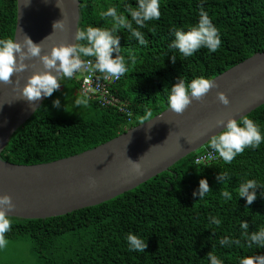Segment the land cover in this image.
<instances>
[{
  "label": "trees",
  "instance_id": "trees-1",
  "mask_svg": "<svg viewBox=\"0 0 264 264\" xmlns=\"http://www.w3.org/2000/svg\"><path fill=\"white\" fill-rule=\"evenodd\" d=\"M79 1V30L88 26L110 30L112 18L103 17L102 12L115 7L118 15L131 21L127 9L138 6V0ZM159 4L158 20L146 21L143 28L132 21L143 33L145 45L127 29L113 33L120 40L113 58L122 55L128 69L113 92L129 104L132 123L118 110L102 108L81 95L75 80L63 78L60 80L71 84L73 108L81 113L53 114L54 92L12 136L1 159L31 166L95 149L141 125L146 110L153 119L169 109L168 93L179 79L186 84L198 77L212 80L264 52V0H159ZM201 5L222 42L215 53L201 48L185 57L170 44L175 30L187 32L198 24ZM16 20L17 0H0V39H14ZM133 56L135 63L130 59ZM78 98H86L88 105L77 106ZM247 117L264 137V105ZM205 150H212L210 144L136 189L98 206L46 220L9 218L11 230L5 239L29 241L40 264H211L209 252L222 264H240L244 257L264 255V247L255 243L249 247L241 227L242 222L248 223V235L264 228V141L257 148H245L231 163L219 157L207 166L195 164L196 156ZM221 172L227 173L225 181L217 180ZM201 179H207L211 189L202 199L193 195ZM247 180L261 186L251 205L239 196L240 184ZM222 191H228L231 198L224 197ZM129 233L147 243L144 252L130 250ZM224 237L229 238V245L220 244Z\"/></svg>",
  "mask_w": 264,
  "mask_h": 264
},
{
  "label": "water",
  "instance_id": "water-1",
  "mask_svg": "<svg viewBox=\"0 0 264 264\" xmlns=\"http://www.w3.org/2000/svg\"><path fill=\"white\" fill-rule=\"evenodd\" d=\"M79 0H17L14 41L25 35L42 44V55L54 45L74 44L80 24ZM64 29H54L57 21ZM13 85L0 83V195H11L15 208L8 218L46 220L95 207L136 189L209 144L223 131L217 121L248 116L264 105V52L212 79L213 88L203 102L193 101L182 115L167 109L95 149L47 164L20 166L1 159L12 136L48 99L30 104L22 98L28 77L44 71L39 58L26 60ZM20 79V91L15 80ZM225 92L230 104L217 100ZM151 137L150 139L148 137ZM129 159L140 162L143 175L132 170ZM95 181L93 186L92 181Z\"/></svg>",
  "mask_w": 264,
  "mask_h": 264
},
{
  "label": "clouds",
  "instance_id": "clouds-1",
  "mask_svg": "<svg viewBox=\"0 0 264 264\" xmlns=\"http://www.w3.org/2000/svg\"><path fill=\"white\" fill-rule=\"evenodd\" d=\"M127 11L131 16V21L125 16L118 15L115 7H109L101 15L112 18L113 27L110 30L93 26H88L86 30L78 29L76 41H86V44L61 43L54 45L50 53L43 55L42 44L34 43L27 35H25L23 42H19L17 39L14 41L11 38L0 39V83L13 85V76L26 71L29 65L25 61L32 58H39L45 70L28 77V81L22 89V98L30 104L44 97H51L55 91L59 90L61 86L60 79H71L75 73L86 67L104 74L102 77L104 80L119 79L128 69L122 55L118 54L113 58V52H119L120 44L119 36L113 33L117 32L118 28L127 29L131 36L139 41V44L145 45L147 41L143 33L133 27L132 21H135L139 28H143L146 21L158 20L161 16L159 0H138V6H129ZM53 27L55 30H63L65 27L63 20L55 22ZM174 36L175 39L170 44V48L177 49L185 57L192 56L201 48H206L209 52L215 53L222 42L217 28L213 25L203 5L200 7L198 24L187 32L175 30ZM114 45H116V48L113 47ZM82 56L95 57V63L92 64L90 60H83ZM130 59L135 63L134 56ZM175 60L176 57L172 56L173 63H175ZM218 87L219 85L215 81L204 77L195 78L189 84H186L184 79L181 78L171 87L168 93L169 109L177 115H182L194 100L203 102L207 94L213 88ZM15 90L20 91L19 77L15 80ZM217 100L225 106L230 104L229 96L222 91L217 93ZM75 103L77 106H87L88 100L78 98ZM53 106L59 108L60 100L53 101ZM151 117V111L146 110L141 124H144L145 121H152ZM241 124L243 126H240ZM217 127H222L224 130L213 135L209 140V144L211 149L218 153L226 163H231L238 154L244 152L245 148H257L264 141L258 125L246 115L242 116L239 121L234 117L226 121L220 119L217 121ZM129 163L135 173L143 175L140 162L129 159ZM226 177L227 173L221 172L217 176V180L225 181ZM92 184L95 185L94 180ZM260 187L255 180L242 182L239 187V196L246 198L247 204L251 205L257 198L256 189ZM250 189L252 191H249ZM210 190L207 179H201L199 189L193 195H198L202 199ZM222 195L231 198L228 191H222ZM14 208L15 204L11 195H0V249L7 246L5 233L11 230V220L8 218L7 213ZM212 221L216 224L220 223L215 218H212ZM241 227L245 230L244 235L250 241L249 247L253 243L264 247V228L248 235V223L242 222ZM127 241L130 250L144 252L148 247L147 243L132 233L128 234ZM230 243L228 237L220 240L221 245H229ZM207 257L210 259L211 264H222V261L213 252H209ZM240 264H264V255L244 257L240 260Z\"/></svg>",
  "mask_w": 264,
  "mask_h": 264
},
{
  "label": "built area",
  "instance_id": "built-area-1",
  "mask_svg": "<svg viewBox=\"0 0 264 264\" xmlns=\"http://www.w3.org/2000/svg\"><path fill=\"white\" fill-rule=\"evenodd\" d=\"M89 60L92 61V64L95 63V60L92 59H87L85 61ZM103 75L104 74L94 69L90 70L86 67L75 73L71 79L79 83L81 95L92 99L102 108H114L118 110V112L126 118L128 123H132L133 114L129 104L121 100L116 93L113 92V87L121 81L123 75L119 79L110 78L108 80H104L102 78ZM98 77H100V79H98ZM219 157V154L213 150H205L196 156L195 164L207 166L217 161Z\"/></svg>",
  "mask_w": 264,
  "mask_h": 264
},
{
  "label": "rangeland",
  "instance_id": "rangeland-1",
  "mask_svg": "<svg viewBox=\"0 0 264 264\" xmlns=\"http://www.w3.org/2000/svg\"><path fill=\"white\" fill-rule=\"evenodd\" d=\"M61 86L59 90L55 91L56 99L60 100V107H54L52 102V113L55 115L70 116L80 112V109L73 108L71 95L73 90L71 84L64 80L59 81ZM0 264H40L36 255L31 249V244L26 239H19L15 241H7V246L0 249Z\"/></svg>",
  "mask_w": 264,
  "mask_h": 264
}]
</instances>
